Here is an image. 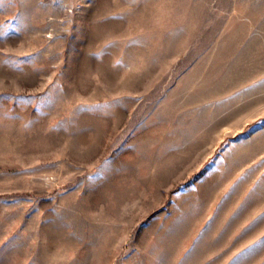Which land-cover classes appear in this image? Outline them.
Returning <instances> with one entry per match:
<instances>
[{"label": "rangeland", "instance_id": "1", "mask_svg": "<svg viewBox=\"0 0 264 264\" xmlns=\"http://www.w3.org/2000/svg\"><path fill=\"white\" fill-rule=\"evenodd\" d=\"M0 264H264V0H0Z\"/></svg>", "mask_w": 264, "mask_h": 264}]
</instances>
